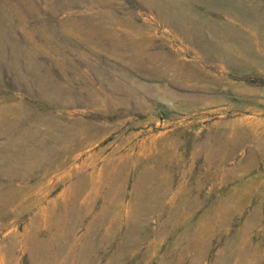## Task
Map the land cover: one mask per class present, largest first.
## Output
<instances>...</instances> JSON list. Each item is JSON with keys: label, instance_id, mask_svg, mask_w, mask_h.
Masks as SVG:
<instances>
[{"label": "rangeland", "instance_id": "obj_1", "mask_svg": "<svg viewBox=\"0 0 264 264\" xmlns=\"http://www.w3.org/2000/svg\"><path fill=\"white\" fill-rule=\"evenodd\" d=\"M84 17L142 58L71 46ZM73 73L87 106L53 92ZM191 256L264 264V0H0V264Z\"/></svg>", "mask_w": 264, "mask_h": 264}, {"label": "bare ground", "instance_id": "obj_2", "mask_svg": "<svg viewBox=\"0 0 264 264\" xmlns=\"http://www.w3.org/2000/svg\"><path fill=\"white\" fill-rule=\"evenodd\" d=\"M66 22H71L74 24L78 23L76 25H71V24L69 25V31L70 32L68 34L67 40L69 41L70 45L75 47V48H77V47L88 48V50L92 51L98 57L103 55V53H109L108 55L112 54L115 56L120 55L122 53H125L127 56L131 57L132 61L135 62L136 56L142 58L141 54L144 55L140 49V46L143 43L151 40L150 36L149 37L143 36L142 38H139V39H132L131 38L132 33L128 29H124V28L115 29V28H113V26L111 24L112 22L109 20H107L105 22H101V23H94L91 21V19L89 17H84L80 21L79 20L73 21V18H72V19L66 20ZM106 24H108V26H106ZM35 29H36V31L37 30L41 31L42 27L40 25H37V26H35ZM83 30L87 31V33L89 34V37L86 36V33L83 32ZM122 47L124 48V52L120 51V49ZM118 51H120V52H118ZM147 56L149 57V61H154L157 59V53L156 52L148 54ZM42 59H44V58H42ZM147 65H148V68H150L152 71H154L153 73H155L156 68H153L152 64H150V63H148ZM157 73H155V74H157ZM75 74L76 73H73L72 75L66 76L64 82L58 81L61 84V86H55L53 92L55 94H61L64 92H69L68 95L70 96V99L68 98L66 100L65 106L73 107V106L80 105V104H85L87 106L91 103L92 98H96L97 94L96 93L93 94L92 92H90L89 89H87V86H85V87L78 86V84L81 82L75 78ZM82 83H84L86 85L85 82H82ZM41 84H40V88H41L40 90L43 92L46 88L44 85H41ZM52 95H53V93H52ZM17 114L20 115L21 113L17 112ZM77 128H78L77 126L76 127H69V129L67 128L66 129L67 135L68 136L76 135L79 132V128L78 129ZM85 141L86 140H84V141L78 140V145H79L78 148L81 147V145ZM122 166H123L122 163H120L114 169L120 170L122 168ZM138 167L139 168L136 167V170H138L137 174H140V175L138 177L139 182L137 185H141V184H143L144 181L148 182V180L152 179L149 177H145L146 174L152 173L153 168L150 164H148L146 162L145 164L139 165ZM116 172L117 171H115L113 173L114 179L118 176V174H115ZM88 183H89V179H87L83 176L81 178V182L79 183L78 187L79 188L86 187ZM153 186H155V185H153ZM69 197L70 196H66L65 199H68ZM73 198L74 197H70L69 199L75 200ZM67 206H68V204H67ZM226 206H228V205L223 204L222 206H220V209H219L220 212H217L211 218H208V220L206 222L209 223L212 219H213V221H211V222L213 224L220 222L222 214H224L226 212ZM62 207H65V203H64V205H62ZM63 210H64V208H63ZM53 216H54V213H53ZM98 219H99V221H101L100 218H98ZM199 231H200V229H199ZM194 233H196V232L194 231ZM199 243L202 244L203 241L198 240V243H197L198 247H199ZM191 247L192 248L195 247L194 241L192 242ZM200 248H202V247H200ZM35 251H36V249L33 248L31 251V254H30L31 259L35 258V255H36ZM37 256L40 257V255H37ZM50 256H52V255H50ZM194 261H195V258L191 256V258H190L191 264H194ZM177 264H179V262H177Z\"/></svg>", "mask_w": 264, "mask_h": 264}]
</instances>
